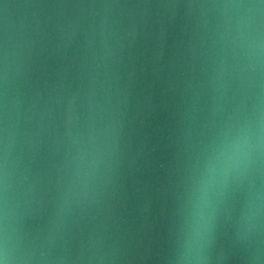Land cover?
I'll return each instance as SVG.
<instances>
[{"label":"water","instance_id":"1","mask_svg":"<svg viewBox=\"0 0 264 264\" xmlns=\"http://www.w3.org/2000/svg\"><path fill=\"white\" fill-rule=\"evenodd\" d=\"M221 2L0 0V162L7 136L32 264H175L187 178L244 99L217 79ZM257 188L264 170L224 205L208 264H264V218L239 228Z\"/></svg>","mask_w":264,"mask_h":264},{"label":"clouds","instance_id":"2","mask_svg":"<svg viewBox=\"0 0 264 264\" xmlns=\"http://www.w3.org/2000/svg\"><path fill=\"white\" fill-rule=\"evenodd\" d=\"M213 7L219 13L217 79L234 76L244 99L230 122L205 146L187 178L175 264H208L207 249L224 205L244 180L264 170V0H223ZM248 100H252L250 111ZM9 150L6 136L0 162V264H32L35 251L23 244L20 194ZM99 151L93 146L78 155L69 194L77 185L87 187ZM262 218L264 190L257 188L244 205L239 228L246 235L253 233Z\"/></svg>","mask_w":264,"mask_h":264}]
</instances>
